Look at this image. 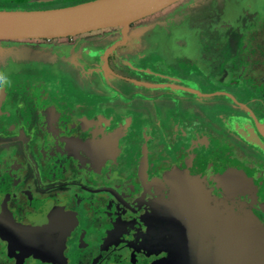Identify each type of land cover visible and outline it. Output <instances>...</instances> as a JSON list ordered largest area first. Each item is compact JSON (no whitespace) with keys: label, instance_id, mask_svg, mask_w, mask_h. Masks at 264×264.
<instances>
[{"label":"flooded vegetation","instance_id":"1","mask_svg":"<svg viewBox=\"0 0 264 264\" xmlns=\"http://www.w3.org/2000/svg\"><path fill=\"white\" fill-rule=\"evenodd\" d=\"M2 42L0 264H160L180 190L264 224V0Z\"/></svg>","mask_w":264,"mask_h":264},{"label":"water","instance_id":"2","mask_svg":"<svg viewBox=\"0 0 264 264\" xmlns=\"http://www.w3.org/2000/svg\"><path fill=\"white\" fill-rule=\"evenodd\" d=\"M179 1L93 0L50 10H0V41L51 40L115 27L126 32ZM210 200L200 190L178 191L171 208L174 251L160 264H264V224L252 211Z\"/></svg>","mask_w":264,"mask_h":264},{"label":"clouds","instance_id":"3","mask_svg":"<svg viewBox=\"0 0 264 264\" xmlns=\"http://www.w3.org/2000/svg\"><path fill=\"white\" fill-rule=\"evenodd\" d=\"M4 83H6V81L3 79H0V86H3Z\"/></svg>","mask_w":264,"mask_h":264},{"label":"rangeland","instance_id":"4","mask_svg":"<svg viewBox=\"0 0 264 264\" xmlns=\"http://www.w3.org/2000/svg\"><path fill=\"white\" fill-rule=\"evenodd\" d=\"M5 45L4 42L0 41V46Z\"/></svg>","mask_w":264,"mask_h":264}]
</instances>
